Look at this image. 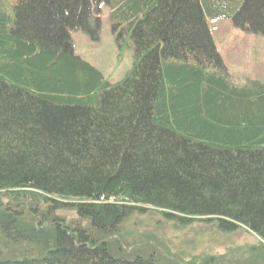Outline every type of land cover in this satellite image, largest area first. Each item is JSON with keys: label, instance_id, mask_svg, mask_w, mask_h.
<instances>
[{"label": "trees", "instance_id": "obj_1", "mask_svg": "<svg viewBox=\"0 0 264 264\" xmlns=\"http://www.w3.org/2000/svg\"><path fill=\"white\" fill-rule=\"evenodd\" d=\"M100 6L134 43L115 84L72 42ZM208 19L264 36V0H0V264H185L120 244L150 210L245 228L264 260V84L234 80Z\"/></svg>", "mask_w": 264, "mask_h": 264}, {"label": "rangeland", "instance_id": "obj_2", "mask_svg": "<svg viewBox=\"0 0 264 264\" xmlns=\"http://www.w3.org/2000/svg\"><path fill=\"white\" fill-rule=\"evenodd\" d=\"M100 17L98 40L94 41L89 33L74 32L73 47L77 56L115 84L133 68L134 43L128 26L113 29V24L119 23L111 21L109 8H101ZM207 24L216 49L234 80L250 79L264 84V36L247 32L232 20L208 19ZM88 30L97 36L98 29L91 23ZM3 203L6 204V200ZM150 211L134 215L122 225L124 239L119 242L124 249L131 251L129 247L153 243L162 253L185 264L194 260L205 264L209 258H213L214 264H264V260L256 261V254H253L255 248L260 247V240L245 228L222 234L196 222L189 227L175 226L161 221L157 212ZM6 248L1 240L0 259L7 256L9 250Z\"/></svg>", "mask_w": 264, "mask_h": 264}]
</instances>
